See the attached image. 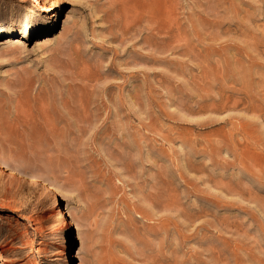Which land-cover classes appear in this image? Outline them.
I'll return each mask as SVG.
<instances>
[{
    "label": "rangeland",
    "instance_id": "rangeland-1",
    "mask_svg": "<svg viewBox=\"0 0 264 264\" xmlns=\"http://www.w3.org/2000/svg\"><path fill=\"white\" fill-rule=\"evenodd\" d=\"M0 264H264V0H0Z\"/></svg>",
    "mask_w": 264,
    "mask_h": 264
},
{
    "label": "bare ground",
    "instance_id": "bare-ground-1",
    "mask_svg": "<svg viewBox=\"0 0 264 264\" xmlns=\"http://www.w3.org/2000/svg\"><path fill=\"white\" fill-rule=\"evenodd\" d=\"M32 3H39L40 2V0H30ZM47 197V196H46ZM46 199V198H45ZM47 199H49V198H47ZM50 201V200H49Z\"/></svg>",
    "mask_w": 264,
    "mask_h": 264
}]
</instances>
